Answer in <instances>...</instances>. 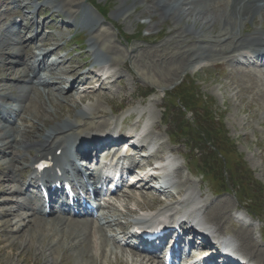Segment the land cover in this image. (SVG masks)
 <instances>
[{
    "label": "rangeland",
    "instance_id": "1",
    "mask_svg": "<svg viewBox=\"0 0 264 264\" xmlns=\"http://www.w3.org/2000/svg\"><path fill=\"white\" fill-rule=\"evenodd\" d=\"M43 1L45 0H42L40 3ZM77 1L81 4V9L74 7L66 8L64 10L65 16H62L61 13L52 14L53 11H44L42 9L35 12L34 6L30 10H24L21 14L23 17L28 16L30 19L34 18L35 22H45L44 28L41 25V30L43 36L48 35L47 37L50 41L48 48L54 49L56 46L61 48L59 52L53 55L52 59H56L57 57H63L65 59L66 65L58 67V73L62 71V68L68 71L70 69L69 66H74L75 68L83 64L86 65L80 71L81 73L99 67L98 65L96 67L93 65L95 56L92 55L91 48L89 47L93 36H91L89 29L87 30L81 27V23L86 22L89 17L95 22H98L101 31L106 33V36L101 38L98 52H101L103 49L102 53H106L109 47H116L118 54L114 55V57L122 63L120 65L119 63H103L102 61L108 68V75L114 81V84L110 85L106 92L109 97L104 98L92 95L84 101H81L79 97L87 95L85 92L86 88L78 84L75 85L77 91L72 101L67 102L62 98H66V96H59L58 94V90H61V88L54 86L52 91L59 97L56 102H53L54 105L53 103L49 104L47 94L41 89L39 102L37 101V104L36 102L30 104L31 107L24 115L25 120H23L22 126L29 127L31 134L40 137L52 125L70 120V117L72 120H75V118L80 116L76 115L80 111H85L87 114H94V112L98 111L97 108L101 110L100 112L106 113L107 117L105 119L98 117L94 122H103L105 120L111 124L117 121L119 133L129 134L130 130L137 129L139 125L147 122L148 130L146 139L153 138L155 139L156 147L161 146L167 150L170 149L172 152L170 153L171 157L179 163V167H182L181 181L179 179V183L171 191L177 193L179 190L185 189L182 185V182L185 181L190 185V189L187 191L188 194L193 195L199 202L228 201L233 207L232 210H234L235 206L241 207V205L246 203L249 205L250 211L256 214L258 216L257 218L260 217L259 219L262 221V223L255 222L256 226L254 227L253 234L256 243L258 242L257 245L264 247L263 69L238 64L232 65L217 60L212 63H197L187 67L184 73L176 74L177 76L171 74L168 78H161L164 75L163 68L160 66L145 68L143 62L136 58L135 54L137 52L140 53L142 49L158 50L156 55L165 54L172 49L175 50L179 46L178 43L182 45L184 39L185 43L182 46L186 47L189 43L188 37L186 36L187 26H184L178 19H168L158 26L157 22L161 20L159 14L155 18H152L149 14H141L145 7L144 3L140 4L137 10L134 9L132 11V18L122 15L120 13L121 9L132 6L133 0ZM4 10L6 8L2 7L0 14L4 13ZM70 10H79L77 16L82 21L70 22L66 17L67 14L69 15ZM28 13L30 14L28 15ZM3 18L1 17V19ZM217 21L216 28L211 30V32H215L214 34L219 33L222 27L220 17ZM172 28H178L180 33H176V35L170 34ZM257 28L264 30V17H257L255 23H250L248 29L243 30L242 35H249L248 31H253ZM32 33L33 30L30 33H26L24 37L29 38ZM73 37L80 42L78 46L74 45V41L71 43ZM11 42L13 43L14 41ZM133 52L135 53L133 54ZM97 62H99L97 64H101L100 61ZM219 63H222V66H218ZM1 68L3 67H0V106H17L15 99L5 98L8 94L10 95L8 97L13 98L18 95V89L14 88L16 82H10ZM12 77L15 78L16 76ZM61 77L66 78L69 83L73 76L61 75ZM66 83L62 85L63 89L69 87ZM7 85H11L12 88L10 90L7 89ZM183 93H188L193 101L202 99L205 107L200 109L193 107L195 111H187L184 108L183 102H181L184 98L181 96ZM44 108L46 109L44 110ZM169 111L171 112L168 113ZM30 112L31 114H29ZM39 113L43 116L37 120L35 115L39 116ZM207 113H212L217 118L216 121L214 120V124L209 121L210 116H207ZM131 115L133 116V120H130V123L126 125L124 121ZM195 120L202 127L209 126L214 131L218 130V125L219 129L220 127H224L226 138L230 144L224 149L227 152L225 155L227 161L225 164L222 162L223 166L221 169L218 168L219 166L216 160L211 156L210 160H214L217 166L214 163H204V166H208L210 170L213 168L218 171L217 175H214L213 171L206 169L205 175H208H206V179H203L202 176L205 175L201 174L202 170H200L201 167L198 164L201 165V158L204 160L206 157L205 153L209 154L212 148L210 145H204L203 140H198L197 135L192 134L190 130L185 131V128ZM39 126H42L40 132L37 128ZM35 129L37 130L35 131ZM178 131L187 133V138H182V136L177 137L178 134L176 132ZM169 137L173 143L170 142ZM181 138L182 141L180 140ZM33 140L36 141L35 138ZM195 144H197V148L192 149V146ZM9 153L10 151L7 154ZM27 159H30V156ZM26 161L24 163L25 165L28 163V160ZM0 164H2V161H0ZM239 165L245 166L246 171L250 175L241 171L238 167ZM2 166L0 165V168ZM190 170L192 173H190ZM235 174H237V177H234ZM212 179H219L221 181L220 185H224L223 190H229L230 193L225 192L218 196L213 195L210 188L213 189L215 185L218 187V184L215 181H211ZM9 186L10 183H7L5 188ZM5 188L3 187V189ZM246 188H249L248 191H246ZM131 192H136V201H128L123 196H120L114 198L112 204L106 207V212H110L113 210L114 204L116 205L115 211L119 213L115 212V215L118 217L120 223H124L121 213L128 211V208L132 210L140 208L141 206L144 208L156 207L155 209L158 207L155 206L156 203H154L153 196H142L138 190H131ZM162 198H165V196H162ZM2 199H7V197H2ZM15 199L16 197L12 198L14 201L9 204L10 209L15 210L13 204ZM165 201L166 203L171 202L167 198H165ZM11 221H15V218L13 217ZM260 231H262L263 237H261ZM9 232L11 231L9 230ZM4 233L6 232L1 228L0 242L2 245L0 243V264H48L47 261L49 258H42L39 253H36V250L26 249L23 252L16 247L14 251L9 249L10 242L6 240L7 235L5 234L6 236H4ZM39 245L36 242V247ZM103 250L106 255H102L101 264H133L131 256L122 248L112 245V242L105 244ZM12 253L13 255H11ZM73 256L74 253L69 252L67 258L60 262V264H76L75 260L72 259L74 258Z\"/></svg>",
    "mask_w": 264,
    "mask_h": 264
},
{
    "label": "bare ground",
    "instance_id": "2",
    "mask_svg": "<svg viewBox=\"0 0 264 264\" xmlns=\"http://www.w3.org/2000/svg\"><path fill=\"white\" fill-rule=\"evenodd\" d=\"M4 1L5 0H0V4ZM41 1L42 0H15L16 3L20 4V8L17 11L8 12L3 19L0 17V28H2L0 29V67H3L1 69H3L10 82H16L14 88L18 89V95L15 98L8 97L10 96L9 94L5 97L6 99H15L17 106L8 107L2 112L3 114L6 113L9 117V119L6 120L7 123H11L12 118L15 119L13 121V126H9L8 124L4 126L0 125V161H2L0 165L4 166L0 168V227L6 232L4 236L7 235V239H5L10 242L8 246L9 249L14 251L16 247L23 252L26 249H32V251L36 250V253H39L42 258H49L47 261L48 264H60V262L67 258L69 252L74 253V258L72 259L75 260L76 264H101V257L105 254L103 250L105 243L103 231H99L101 240H97L91 233L92 223L89 221L71 219L66 216L45 217L44 203L42 206L33 205L34 200L22 197L28 190V187L18 180V177L34 173L33 167L41 160L50 159L55 166H62L63 159L70 156L68 147L71 143L73 144L74 141L80 140L79 149L91 138L90 134L92 132L95 131L111 135L115 129L113 122L111 124L105 120L103 122H94L98 117L102 119L107 117V114L100 112L101 110H99V108H97L98 111L94 112V114H87L85 111H80L76 114L80 116L75 118V120H72L70 117V120H66L63 123H56L52 125L48 131L43 132L40 137L31 134L29 127L22 126L23 120H25L24 115L31 107L30 104L34 102L37 104V101L39 102L41 89L47 94L49 104L57 101L59 97L53 93L52 87L56 85L60 88L61 85L66 82L67 85L69 84L67 79L61 77V75H71L74 79V83L67 92H63L60 89L58 90L59 96H66V98H62L67 102L72 101L77 91L75 88L77 84H83V86L86 87L87 95L79 97L81 101H84L87 97L92 95L108 98L109 96L106 92L109 86L114 84L112 77L107 79L108 83L106 80L102 81L101 78L96 75L97 70L81 73L80 71L86 66L84 64L82 66H76L75 68L74 66H69L70 69L68 71L62 68V72L57 73V68L55 69V67H63L66 65L63 57L57 58V60L51 64L50 68L47 69V62L52 58L53 54L58 52L61 48L59 46H56L54 49L48 48L50 41L47 36H43L41 30V25L44 28L45 22H35L34 18L28 20L23 19L16 27L19 29V33L16 35L12 33V29L15 28L10 30H5L3 28L7 26V17L17 14L24 9L30 10L33 6L35 12L42 9L44 11H53L52 14L61 13L62 16H65L64 10L66 8L74 7L81 9V4L78 3L77 0H45L40 3ZM142 3L145 4V7L141 14H149L152 18H155L157 14L160 15L161 20L157 22L158 26L168 19H178L184 26L188 27L186 36L188 37L189 43L186 47L182 46L183 43H185L184 39L182 45L178 43L179 46L175 48V50L172 49L165 54L156 55L158 50L155 49H142L140 53L137 52V54H135V57L143 62L145 68L159 66L163 68L164 75L161 76V78H168L171 74L177 76L176 74L184 73L187 67L197 63H212L219 60L234 65L233 62L237 59L238 53L250 51L259 54L260 50L264 47L263 29L257 28L253 31H248L249 35H242L243 30L248 29L250 23H255L257 17H264V0H133L132 6L122 8L120 13L128 18H132V11L134 9L137 10ZM69 12V15L67 14L66 17L70 22L82 21V19L77 16L79 10H70ZM29 14L30 13H28V15ZM219 17L222 21V27L219 33L214 34L215 32H211V30L216 28L218 24L217 19ZM14 24H16V22H14ZM98 25L99 23L95 22L90 17L87 18L86 22L81 23V27L87 30L89 29L91 36H93L89 45L91 53L95 56L96 61L114 64L119 63L121 65L122 63L114 57V55L118 54L116 47H109L106 53H102L103 49L101 52H98L101 38L106 36V33L101 31ZM32 30V35L26 39L24 34L30 33ZM176 33H180L179 29L172 28L170 34L176 35ZM95 34H97V37L94 36ZM13 40L16 42L11 43ZM134 53L135 52H133V54ZM218 66H222V63H219ZM12 76H16V79ZM49 76L54 78V82L49 80L51 79ZM10 88H12V86L7 85V89L10 90ZM42 100L44 101V99ZM40 109L42 108L40 107ZM45 109L46 108H44V110ZM29 114H31V112ZM35 116L38 120L43 115L40 114L39 116ZM130 117L133 118L132 115ZM41 127H37L39 132ZM78 129L81 130L78 132ZM36 130L37 129H35V131ZM81 136L84 137L83 140L80 139ZM93 137L95 138V136ZM32 138H35L36 141ZM154 141L155 139L153 138L147 139L145 146ZM89 143L90 141L88 144ZM90 146H97L98 153H101L106 147V145H100L98 147L95 143H92ZM7 151H10V153L7 154ZM59 152L61 153L60 155L58 154ZM80 152L84 157H88L90 148L88 147L80 150ZM156 152V155L151 157L149 162L159 158L164 159L167 154L172 153L170 149L167 150L161 146L157 148ZM29 156L30 159H27ZM130 158L133 157L131 156ZM26 160H28L30 166H25L24 163L27 162ZM51 174L58 179L56 176V169L46 172L42 178H50ZM174 175L180 179L182 175L181 169L179 168L176 170ZM7 183H10V186L5 188ZM182 185L185 187L186 191L190 189L188 182L183 181ZM3 187L5 189H3ZM185 189L179 190L177 194H172L167 190L165 194H167L168 199L172 201H181L183 198V203H185L189 201V199H184ZM145 195L154 196V194L149 191H146ZM2 197H7V199L1 200ZM13 197H17V200L14 202L15 210L9 208V204L12 203ZM136 198L137 197L134 195H128V199L130 200H136ZM153 200L154 203H156L155 206L164 204L160 197L156 195L153 197ZM206 204V221L210 222L218 233L225 236L231 235V237L237 240L240 254L248 261L246 264H264V247H259L257 245L258 242L256 243L253 234V226L245 227L240 225V229L238 230H232L231 228L232 223H234L232 213H242L241 208L235 206L234 210H232L233 207L228 201H215ZM170 206L171 205H165V208L158 210L157 213L162 214L165 211L167 212ZM155 208H144L141 206L140 208L129 209L128 214H123V217L136 214L139 211L155 212ZM104 216L106 220L112 218V216L106 214ZM13 217L15 221H11ZM130 224L131 222L127 219V225ZM9 230L11 232H9ZM122 230L125 232L124 228ZM15 236L16 238H14ZM36 242L40 244L38 247H36ZM11 255H13V253ZM135 255L138 256L136 253ZM141 264L150 263L142 262Z\"/></svg>",
    "mask_w": 264,
    "mask_h": 264
},
{
    "label": "trees",
    "instance_id": "3",
    "mask_svg": "<svg viewBox=\"0 0 264 264\" xmlns=\"http://www.w3.org/2000/svg\"><path fill=\"white\" fill-rule=\"evenodd\" d=\"M183 98V104H184V108L187 111H195L193 107H197V108H203L205 107L203 104V100H199V101H193L190 97L188 93H183L181 95ZM181 97V98H182ZM207 116L209 117V121L214 124V120L216 121L217 118H215L212 113H207ZM194 134L197 135L198 140H203V144L204 145H210V147L212 148V151H209V155L206 156L204 159V163L205 162H210V156L213 157L217 164H218V168L221 169V167L223 166L222 162L227 161L226 158V153L225 152V148L230 145L228 142V139L226 138V131L224 129V127H220L219 129V125H218V130L214 131L212 130L209 126H201L200 123L198 121H194L193 123H191L188 127L185 128V131H189ZM181 136H183L184 138H186L188 136L187 133H185L184 131L179 132ZM202 136V137H201ZM201 137V138H200ZM196 140V139H195ZM219 162V163H218ZM214 165L217 166V164L215 163V161L213 160ZM240 168L241 171H244L245 174L250 175L247 171H246V167L243 165H239L238 166ZM211 171L218 172L217 169H211ZM216 174V173H215ZM234 177H237V174L234 175ZM246 178V177H245ZM252 178V177H251ZM245 188V187H244ZM249 188H246V191H248Z\"/></svg>",
    "mask_w": 264,
    "mask_h": 264
}]
</instances>
